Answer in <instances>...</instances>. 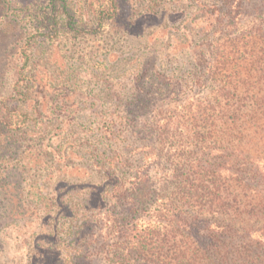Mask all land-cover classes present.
Wrapping results in <instances>:
<instances>
[{"label": "rangeland", "instance_id": "rangeland-1", "mask_svg": "<svg viewBox=\"0 0 264 264\" xmlns=\"http://www.w3.org/2000/svg\"><path fill=\"white\" fill-rule=\"evenodd\" d=\"M32 1L15 0L8 15L24 18L29 6L37 7L43 0ZM238 2L241 8L235 9ZM248 2L117 0L114 20L90 33L61 30L56 37L34 38L37 52L28 63L35 74L34 92L23 109L37 112L0 156L5 183L0 190V264H65L72 244L77 245L72 242L77 229L97 242L79 264L107 263L103 249L132 223L128 211L116 205L114 183H127L142 169L150 176L151 189L160 193L169 169L168 147L160 151L156 134L145 129L157 121V113H180L208 93V82L204 88L192 75L191 48L202 41L198 26L207 17L219 16L227 24L217 35L221 40V34L240 36L253 21L262 22L264 30V13ZM67 3L70 14L90 21L88 10H75L82 0ZM19 27L11 28L0 15V98L11 94L13 75L21 64L17 48L34 34L27 21ZM186 35L190 44L185 46ZM155 68L178 80L166 89L154 75ZM129 108L144 113L137 117V126L131 131L123 125L111 136L106 134L105 121H119ZM250 186L245 189L251 195L260 191L263 197L262 212L244 214L240 223L263 228L264 186ZM233 213L190 208L188 215L196 216L192 225L203 233ZM87 217L93 220L90 231L88 224L81 228Z\"/></svg>", "mask_w": 264, "mask_h": 264}, {"label": "trees", "instance_id": "trees-1", "mask_svg": "<svg viewBox=\"0 0 264 264\" xmlns=\"http://www.w3.org/2000/svg\"><path fill=\"white\" fill-rule=\"evenodd\" d=\"M247 1L264 13V0ZM13 4L15 0H0V15L13 29L27 21L34 34L17 48L21 64L13 75L11 94L0 98V156L7 143H16L15 137L37 112L23 109L34 92L35 74L28 64L37 52L34 38L56 37L61 30L74 35L90 33L114 20L117 0H82L75 10H88V22L80 14H70L67 0L40 1L37 7L29 6L19 20L8 15ZM234 7L241 8V2ZM252 24L237 37L221 34L224 40L217 35L227 24L219 16L207 17L198 26L202 41L191 48L192 75L204 88L208 82V93L180 113H174L176 109L167 110L172 111L169 115L157 113V121L145 129L156 134L160 151L168 147L169 169L158 187L160 193L156 187L151 189L150 176L142 169L131 174L127 183H114L116 205L128 211L132 223L103 249L106 264H264V227L254 229L240 223L244 214L262 212L260 191L251 195L248 190L251 184L264 186V30L262 22ZM185 37L186 46L190 37ZM153 73L166 89L178 80L156 68ZM142 114L129 108L127 116H117L119 121L112 117L105 121L106 134L111 136L123 125L132 131ZM2 179L0 174V190L5 185ZM190 208L234 213L200 233L192 225L196 216L189 219ZM92 223L84 218L81 228L88 224L90 231ZM72 242L77 245L72 244L65 264H79L97 245L79 229L73 232Z\"/></svg>", "mask_w": 264, "mask_h": 264}]
</instances>
